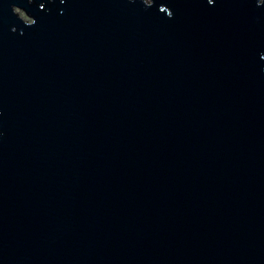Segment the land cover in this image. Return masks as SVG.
I'll return each mask as SVG.
<instances>
[{
	"label": "water",
	"instance_id": "water-1",
	"mask_svg": "<svg viewBox=\"0 0 264 264\" xmlns=\"http://www.w3.org/2000/svg\"><path fill=\"white\" fill-rule=\"evenodd\" d=\"M0 264H264V0H0Z\"/></svg>",
	"mask_w": 264,
	"mask_h": 264
}]
</instances>
